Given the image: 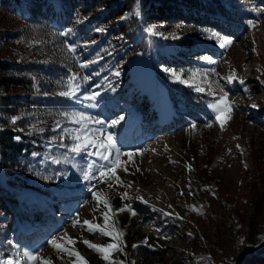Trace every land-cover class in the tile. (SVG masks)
<instances>
[{
	"label": "rangeland",
	"instance_id": "rangeland-1",
	"mask_svg": "<svg viewBox=\"0 0 264 264\" xmlns=\"http://www.w3.org/2000/svg\"><path fill=\"white\" fill-rule=\"evenodd\" d=\"M237 2L242 4L240 7L246 12L242 17L247 21L235 29L223 27L215 20L198 22L191 19L150 21L142 26L145 47L137 56L122 62L119 69L122 80L133 81L134 86L141 88V92L152 99L162 114L171 112L174 106L177 114L184 116L185 108L178 96L182 89L196 91V87H202L205 91L198 93L209 99L204 119L192 120L190 124L172 132L129 136L124 141L119 137V132L131 133L133 127L125 115H120L124 119L115 128L107 129L121 151L148 150L133 158L135 163L128 165V172L119 170L117 173L123 184H131V187L109 190L107 184L95 179H83V172L88 170L90 164L94 166L91 174L96 176L107 162L89 155L96 151L91 147L80 154L68 152L66 146L72 143L68 135L79 125L68 123L61 113L35 109L37 117L33 115L29 118L21 108L14 125L12 118L8 119L14 132L26 136L38 146L40 162L49 166L56 160L60 166L57 176H44L38 183L40 188L36 190L47 195L46 201L40 199L46 207L28 213L31 223L25 226V231L19 227L16 229L18 243H10V251L1 255L0 261L19 258L21 264H27L24 253L39 252L41 256L51 259L53 264H69L67 256L59 258L47 244L52 237L67 232L76 239L75 247L88 264H105L95 251L88 249L81 241L87 239L103 245L110 242L109 238L72 226L77 214L81 220L103 223V205L97 208L89 191L95 185V190L108 193L114 210L128 203L136 212L135 216L125 211L113 217L115 226L124 234V252L116 253L115 259L124 260L125 264H247L248 261L257 264L262 259L264 263V257L255 260L251 253L264 250V0ZM98 12L77 11L73 22L79 24L77 21L93 20ZM220 19L226 22L224 18ZM117 20L104 23L97 29H104L105 32ZM148 28L155 29L158 34H149L146 31ZM172 36L179 39H172ZM224 40H230L231 44L226 48L219 47ZM193 42L199 46L185 53L187 64L182 69L169 68L183 74V79L189 80V84L176 81L163 67L155 65L154 60L159 54L171 51L178 43L189 45ZM66 48L67 44L60 33L29 26L0 8V63L14 67L32 64L47 69L57 67L61 76L54 79L35 74L24 77L26 81L35 80L42 90L53 91L47 93L49 96H60L58 93L65 90L64 84L69 74L86 76L78 67L75 54L68 53ZM212 69L218 75L213 74ZM233 71L236 80L229 83L223 79ZM191 76H195V79L190 80ZM21 77L13 69H9L5 75L0 73L2 82ZM239 80H243L244 84L241 85ZM5 88V91H0V98L18 96L28 100L35 94L24 86L10 84ZM93 90L94 86L89 80L81 81L79 92L72 98L80 105L78 112L103 120L105 125L119 118L103 115L98 110L97 101L87 99ZM167 91L177 94L175 102L164 97ZM116 92H119V87ZM224 92L234 102V108L232 118L222 130L209 105ZM57 122L60 128H56ZM19 123L22 126L15 127ZM193 124L196 125L194 132L190 129ZM88 127L95 129L100 126L89 124ZM64 128L68 129V134L63 132ZM62 135L65 136V147L61 146ZM122 159L126 160L127 157ZM186 165L191 166V171ZM28 167L32 171L37 170L35 177L38 178V164L32 161ZM6 179L0 170V187L8 192L18 191L23 200H33L32 190L9 185ZM124 191L128 192V200L120 199V193ZM137 196L148 203L135 199ZM19 202V199L12 198L1 203L15 209ZM187 206H194L203 214L192 212ZM177 216L182 219H177ZM48 223L50 226L46 229ZM189 232L192 236L188 235ZM145 239L152 247L143 243Z\"/></svg>",
	"mask_w": 264,
	"mask_h": 264
},
{
	"label": "trees",
	"instance_id": "trees-1",
	"mask_svg": "<svg viewBox=\"0 0 264 264\" xmlns=\"http://www.w3.org/2000/svg\"><path fill=\"white\" fill-rule=\"evenodd\" d=\"M137 5L139 15L135 14ZM241 5L237 0H0V8L22 19L29 26L44 27L57 34L72 29L70 34L60 37L67 45L75 47L74 54L78 62L97 61L89 64L82 71L90 77L89 81L94 86L93 91L100 92L96 100L98 110L105 116L125 115L133 125L131 133L119 132V137L124 141H127L129 136H152L155 132L160 134L172 132L185 127L192 120H202L207 115L209 98L196 91L187 88L178 93L185 108L184 116L177 114L174 106L171 112L162 114L152 99L141 92V88L134 86L133 81L129 79L123 81L121 74L114 75L117 71L120 73L119 69L123 61L143 51L145 34L141 30L142 26L150 21L171 22V20L191 19L198 22L215 20L223 27L235 29L243 21H247L242 17L246 12L240 7ZM91 10H99L95 19L79 24L73 22L77 11ZM121 17L125 18L121 19ZM117 18L118 20L105 32L96 31L98 26ZM220 18H224L226 22ZM181 43L173 46L171 51L159 54L154 60L155 65L182 69L187 64L185 53L199 45L195 42L189 45ZM9 69L17 70L23 77L6 81L8 83L0 81V91H5L7 85L13 84L24 86L31 92L33 90L35 94H32L28 100L18 96L9 99L0 98V170L9 185L32 190L34 198L23 200L18 191L8 192L0 187V203L12 198L20 201L15 209L8 208L4 203L0 204V257L10 251V243H18V238L15 237L16 229L19 227L21 231H25V226L31 223L28 213H35L46 207L43 201H46L47 195L36 190L40 188L38 183L44 179V176L49 177L54 174L57 176V169L60 166L54 162L49 166L40 162L38 146L30 142L31 140L26 136L14 132L9 126L8 119L19 117L21 108L24 109L26 116L31 118L35 115V109H43L49 113H71L78 112L80 107L75 99L49 96L47 93L53 91L42 90L35 80L26 81L24 78L27 74H35L54 79L61 76L57 67L47 69L37 64L14 67L0 63L2 75H5ZM97 85L100 87H96ZM117 87L119 92H116ZM175 95L177 94L170 91L164 93V97L172 102H175ZM19 126L22 124L19 123L15 127ZM32 161L40 167L38 178L35 177L37 170L32 171L28 167ZM49 226L48 223L46 229ZM251 253L255 260L264 257V250L262 252L254 250ZM262 260L257 264H264ZM247 264L253 263L248 261Z\"/></svg>",
	"mask_w": 264,
	"mask_h": 264
},
{
	"label": "snow or ice",
	"instance_id": "snow-or-ice-1",
	"mask_svg": "<svg viewBox=\"0 0 264 264\" xmlns=\"http://www.w3.org/2000/svg\"><path fill=\"white\" fill-rule=\"evenodd\" d=\"M135 14L139 15L140 12L138 10V5L135 10ZM125 17H121L124 19ZM78 23H82L83 21H77ZM98 32H103L104 29H96ZM146 31L149 34L156 35L158 34L155 29L148 28ZM72 32V29H69L67 32L60 33L62 36H67ZM172 39H179L178 36H172ZM210 39H216V37H210ZM94 43V41H93ZM231 44L230 40H224L219 44V47L226 48ZM68 53H75L76 49L72 45H67L66 48ZM255 51V49H253ZM205 60H209L210 57H203ZM96 60H91L87 62H78V67L80 69L87 68L89 64L96 63ZM169 76L176 81L184 84H189V80L183 79V74L177 72L176 70L164 68L163 69ZM213 74L218 75L215 73V69H212ZM115 76H119V71L114 73ZM90 79L89 76L80 77L78 74L72 73L69 74L67 77V82L64 84L65 90L60 91L58 94L62 97L73 98L76 97V94L79 92L81 87V81L86 82ZM190 80H194L195 76H191ZM223 79L227 80L229 83L233 82L237 79L236 73L233 71L228 76L223 77ZM241 85L244 84L243 80H239ZM191 86V85H189ZM96 87H100L97 85ZM197 92H204L205 89L202 87H196L195 89ZM247 91V88L244 89ZM100 96V92L96 91L93 92L91 95L87 96L89 101H96L97 97ZM255 107L256 105H252ZM209 107L212 109L215 115V121L219 124L220 128L223 130L226 123L232 118V112L234 108V102L230 101L228 98V93L224 92L220 95L214 103H211ZM61 116L64 120H66L70 124L79 125L78 128L74 129L71 134L68 135V138L72 141L70 145H67V150L73 154H80L82 152H87V150L91 147L96 149V151L89 153V155H95L98 159L106 161V166H101L98 170V175L94 176L91 174L93 169V165L88 166V170L83 172V179L84 180H97L99 183L107 184L109 190H113L114 187H131V184L125 186L123 181L121 180L120 176L117 174L119 170L124 172H128V165L134 164V157L137 155H143L144 151H148L147 149L140 150L138 152L133 151H121L119 148L116 147V141L113 137V134L107 129L115 128L123 119V116H120L117 119H113L105 125V121L94 118L89 115H85L82 112H71V113H61ZM19 117H13L11 119V123L14 125ZM89 124L99 125V128L90 129L88 127ZM35 126H33L34 128ZM61 125L59 122L56 124V128H60ZM211 127V125H208ZM191 131H195L196 125L193 124L190 126ZM63 132L68 134V129L64 128ZM19 139V137H17ZM65 136L62 135L60 137L61 146L65 147L63 141ZM239 147V146H237ZM155 151L154 149L152 150ZM123 157H127L126 160L122 159ZM54 163H59V161L54 160ZM170 163H175L170 161ZM187 169L191 171V166L186 165ZM140 171L139 168L136 169ZM95 185L89 188L91 192L92 199L99 208L100 205H103V210L101 211V217L103 219V223H94L93 221L84 219L81 220L79 214H77L76 218L72 221L73 227H81L82 229L86 230L90 234H100L103 237L109 238L108 243L103 245L92 243L87 239H82V243L90 250L95 251L100 258L105 262V264H125L124 260H117L115 259L116 253H123L124 252V240H123V232L120 231L116 226L113 220V217L119 212H129L131 216H135L136 212L132 209L131 204L125 203L123 207L119 209H113L112 205L110 204V197L108 193L104 190H95ZM190 187V185H189ZM183 195V193H180ZM189 195H192L189 192ZM121 200H128L129 195L127 191L120 193ZM135 199L140 200L142 203L147 204L148 201L144 200L143 197L137 196ZM171 207V205H169ZM190 211L197 212L198 214H203L200 210H198L194 206H187ZM155 210V209H153ZM164 215H172V213H164ZM94 220L96 217L93 218ZM177 219H182V217L177 216ZM189 236H192V233H188ZM76 239L72 238L67 232L63 233L60 236H54L47 241V244L58 254L59 258L63 259L64 256L69 258V264H88V261L85 259L83 255L76 249ZM143 243L148 246L147 239L143 241ZM135 248L136 245H133ZM24 258L27 261V264H53L51 259L45 258L41 256L39 252L33 253H24ZM203 259V258H201ZM0 264H21L19 258L13 259L8 258L6 260L0 261Z\"/></svg>",
	"mask_w": 264,
	"mask_h": 264
}]
</instances>
